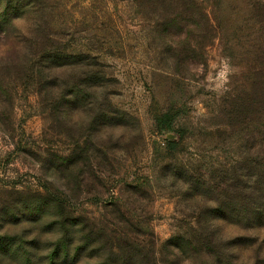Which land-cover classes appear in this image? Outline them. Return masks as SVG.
I'll list each match as a JSON object with an SVG mask.
<instances>
[{"label": "rangeland", "instance_id": "1", "mask_svg": "<svg viewBox=\"0 0 264 264\" xmlns=\"http://www.w3.org/2000/svg\"><path fill=\"white\" fill-rule=\"evenodd\" d=\"M0 264H264V0H0Z\"/></svg>", "mask_w": 264, "mask_h": 264}, {"label": "trees", "instance_id": "2", "mask_svg": "<svg viewBox=\"0 0 264 264\" xmlns=\"http://www.w3.org/2000/svg\"><path fill=\"white\" fill-rule=\"evenodd\" d=\"M43 49H41V54H44L45 57V65L43 66V69L45 72L49 73L53 70H66L67 68H70L72 65H70V63L74 62L75 64H77L78 58L80 56H76L73 54H69L66 53V51H55V52H50L47 53V48L48 45L43 46ZM50 49V48H48ZM85 61H89V59L84 60ZM85 67H92L90 64L85 65ZM86 76V79L84 80V84L88 85L91 88L97 89L101 87V79H99L97 76H95L92 71L88 72ZM65 85V87H68L69 84L68 83H63ZM73 94H77L74 93V91H72L71 95ZM158 120V119H157ZM159 127L163 130H168L171 128V121L169 120L167 115H164L161 119H159ZM170 146L172 148L175 147V145L173 143H170ZM260 222V219L256 222L258 223ZM257 244V239L254 241L251 240H246L245 244H240L237 242H234L233 245L235 247H243V246H247L249 248H253L255 245Z\"/></svg>", "mask_w": 264, "mask_h": 264}, {"label": "clouds", "instance_id": "3", "mask_svg": "<svg viewBox=\"0 0 264 264\" xmlns=\"http://www.w3.org/2000/svg\"><path fill=\"white\" fill-rule=\"evenodd\" d=\"M227 70H228V68H227V62H225V74L227 73Z\"/></svg>", "mask_w": 264, "mask_h": 264}]
</instances>
